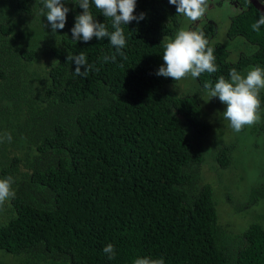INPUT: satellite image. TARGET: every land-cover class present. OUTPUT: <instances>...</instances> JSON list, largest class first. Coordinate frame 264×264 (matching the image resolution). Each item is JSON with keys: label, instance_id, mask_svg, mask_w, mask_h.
I'll return each mask as SVG.
<instances>
[{"label": "trees", "instance_id": "trees-1", "mask_svg": "<svg viewBox=\"0 0 264 264\" xmlns=\"http://www.w3.org/2000/svg\"><path fill=\"white\" fill-rule=\"evenodd\" d=\"M66 6L67 23L53 33L42 0H0V178L15 180V197L0 207V253L15 264H264V212L238 231L221 212L241 138L264 163V90L260 120L241 133L216 131L217 105L201 101L205 83L230 79L231 69L264 68V25L252 29L259 13L231 15L226 37H212L215 73L176 82L156 75L164 38L186 25L169 0H137L145 19L122 25L125 56L108 38L73 40L83 9ZM80 52L93 65L86 77L66 60ZM259 192L254 204L264 205V183Z\"/></svg>", "mask_w": 264, "mask_h": 264}, {"label": "clouds", "instance_id": "clouds-1", "mask_svg": "<svg viewBox=\"0 0 264 264\" xmlns=\"http://www.w3.org/2000/svg\"><path fill=\"white\" fill-rule=\"evenodd\" d=\"M264 2V0H262ZM43 7L41 14L47 17L52 32L62 30L71 10L68 3L79 5L83 12L75 18V24L71 29L72 39L84 42L91 41L93 37L102 40L108 38L116 52L125 56L122 49L126 46V36L122 25H129L132 21L145 19V14H135L137 0H42ZM169 3L176 6V12L191 22L201 20L209 7L208 0H169ZM99 9L106 18L111 19V26L114 29L109 31L105 23L96 20L90 11L91 5ZM46 10V12H45ZM264 25V13L252 25V29L259 31ZM163 65L158 69L156 75L165 78H172L180 81L189 74L193 78L199 77L202 73H215L217 65L214 48L209 46V40L202 30L182 27L173 39L164 38ZM116 54L111 57L104 56L103 62L114 61ZM66 60L75 64L74 75L86 77L92 70L93 65L89 64L84 52L77 55L68 54ZM83 69V70H82ZM97 71L99 69H96ZM230 79L220 76L214 87L211 82L204 85V89L210 98H219V101L226 105L223 111L224 119L230 122L234 132H240L246 125L251 126L260 120L259 110L261 107L260 93L264 89V68L254 66L246 74H241L235 68L230 70ZM5 139L11 142V134H5ZM0 142H3L0 139ZM15 180L12 176L0 178V207L6 201L15 197L12 185ZM104 253L109 259L115 257V250L112 244H108ZM134 264H164L163 258L153 259L151 257H139Z\"/></svg>", "mask_w": 264, "mask_h": 264}, {"label": "rangeland", "instance_id": "rangeland-1", "mask_svg": "<svg viewBox=\"0 0 264 264\" xmlns=\"http://www.w3.org/2000/svg\"><path fill=\"white\" fill-rule=\"evenodd\" d=\"M210 12L212 19L219 27H222L221 24L227 21L230 17L228 8H224V6L223 8L212 7ZM189 77L190 74L186 78ZM201 101L208 107L217 105V108L215 107L218 112L217 117H215L216 131L227 128L228 125L230 126V122L223 117L225 105L219 101L218 97L210 98L205 91L201 96ZM245 128L246 126L241 131H245ZM256 151L257 149L249 140L241 138L240 143L235 147L231 167L224 170V173L229 174L224 187L226 188L228 196H230V207L229 210H221V212L222 214L231 213V223L229 224H231L234 231L246 227L251 220V216L259 214L261 211L264 212V205L254 204V201H256L260 195L259 185H263L264 183V163L260 158V153L258 152V154ZM215 163L212 164L214 172H216L214 169V166L216 165ZM201 171H203V167L201 168ZM215 175L212 174V183L219 184V172ZM252 203L253 206H251ZM246 204L249 205L248 214L244 213V209L247 210V208H245ZM16 260V257L13 255L0 253V264H15Z\"/></svg>", "mask_w": 264, "mask_h": 264}, {"label": "flooded vegetation", "instance_id": "flooded-vegetation-1", "mask_svg": "<svg viewBox=\"0 0 264 264\" xmlns=\"http://www.w3.org/2000/svg\"><path fill=\"white\" fill-rule=\"evenodd\" d=\"M253 1L257 4V7L251 0H208L209 7L205 16L201 20L196 22H191L184 17L186 21L185 26L202 30L205 34V37L209 40V44L212 43V37L216 36L213 39V43H215L217 40H222L226 37V30L229 23V19L221 24L222 27H219L211 17L210 10L212 9V7L223 8L224 6V8H228L230 16L235 15L236 13L240 14L242 12L249 11L251 10V8L256 10L259 15L261 13H264V2H262V0ZM258 19L259 18H257L254 23H256ZM214 28L215 35H213Z\"/></svg>", "mask_w": 264, "mask_h": 264}, {"label": "water", "instance_id": "water-1", "mask_svg": "<svg viewBox=\"0 0 264 264\" xmlns=\"http://www.w3.org/2000/svg\"><path fill=\"white\" fill-rule=\"evenodd\" d=\"M254 4H255V6L257 7V4L253 1V0H251Z\"/></svg>", "mask_w": 264, "mask_h": 264}]
</instances>
